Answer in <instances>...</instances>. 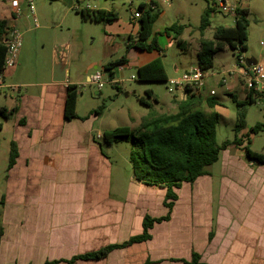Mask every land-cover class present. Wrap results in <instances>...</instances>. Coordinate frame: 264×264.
Returning <instances> with one entry per match:
<instances>
[{"label": "crops", "instance_id": "0c3cea01", "mask_svg": "<svg viewBox=\"0 0 264 264\" xmlns=\"http://www.w3.org/2000/svg\"><path fill=\"white\" fill-rule=\"evenodd\" d=\"M56 1L76 10L93 8L82 5L86 0ZM154 1L152 6L159 12L157 21L166 12L158 8L160 0ZM135 11L136 8L131 9L126 27L115 26L118 19L105 22L100 57L89 58L80 65L79 50L77 54L74 51L78 48L75 38L69 35L61 42L55 39L49 65L45 63L36 70L39 78L21 76L11 87L13 91L5 92L6 101L0 105V115L6 119L0 120V135L8 132L7 145L0 140V264H43L71 259L108 244H121L143 232L146 214L161 217L168 213L164 204L166 188L147 186L135 178L125 189L115 185L110 158L94 134L99 113L91 110L81 115L77 100V117H65L68 86L78 83L72 78L76 77L73 70H80L78 77L84 76L91 84L93 69L107 73L104 66L109 61L125 56V62L114 68L111 78L115 82H110L120 86L125 69L137 70L160 56V44V51L135 46L140 29ZM21 14L32 15L38 30L49 28L47 23H39L25 2L17 12L10 0H0V20H7L11 29L19 30L15 15ZM156 21L147 42L162 34L174 39L173 32L164 33L170 25L156 28ZM95 38L88 34L86 39ZM23 47L24 40L19 60L10 72L26 67ZM124 48L126 53L115 57ZM250 59L264 65V61ZM65 64V81H56V66L60 69ZM211 77L207 71L204 88L195 91L207 106L210 98L219 104ZM242 86L241 98H237L241 101L248 91L244 83ZM212 89L216 94L211 95ZM228 94L236 96L231 91ZM186 97L187 93L181 90L180 96L174 97L177 106ZM218 104L209 106L212 110L207 114L217 111ZM245 126L235 130L233 140L224 142L215 162L218 166L210 165L195 181L182 182L175 189L178 197L170 218L153 224L150 239L115 248L99 260H76L73 264H144L148 260L151 264H191L194 252L208 264H264V163L251 160L246 154L252 136L264 129L257 133L250 129L249 135ZM245 137L250 140L248 144ZM104 144L112 145L105 141ZM13 146L17 155L10 163Z\"/></svg>", "mask_w": 264, "mask_h": 264}, {"label": "rangeland", "instance_id": "374dc122", "mask_svg": "<svg viewBox=\"0 0 264 264\" xmlns=\"http://www.w3.org/2000/svg\"><path fill=\"white\" fill-rule=\"evenodd\" d=\"M145 1L147 0H86L82 5L87 6V4H90L93 8L102 7L115 11L118 15V21H115L114 24L123 28L130 21L131 9L136 8L139 10V4ZM239 1H241V6L249 10L248 47L242 53L246 58L254 57L264 61V0ZM33 2L39 23H47L49 28L38 30L32 15H15L19 21V31L24 40L22 52H24L26 67L24 66L23 69L17 72H10V69H8L6 70L7 75L4 74V71L2 72L0 80L4 82L0 83V105L6 101L5 92L13 91L11 87L16 85L21 76H26L29 79L39 78V73L36 70L42 69L45 63L49 65L51 51L56 43L55 39H60L61 42L62 39L69 35L75 38L78 48H75L74 51L77 54L79 50L80 54L77 58L80 61V65H82V61L85 62L89 58H98L102 54V39L106 30L105 22L84 20L76 9L69 8L63 1L33 0ZM207 4L206 0H160L158 8L161 11L164 10L166 15L159 17L155 27H163L173 23L185 26L180 38L185 41L187 50H184L176 39H167L165 34L157 37V41L163 47L160 57L167 70L168 80L143 81L138 78L135 68H127L124 70V79L119 87L107 83L102 90H98L94 84L86 82L84 76L78 77L81 74L80 70L77 72L73 70V74L76 77L72 75V78L78 80L77 84L80 89L78 99L79 113L83 116L90 113L91 110L93 113H99L94 123V134L96 139L102 143L103 152L110 158L115 185L122 186V189H125V185L134 179L130 161L133 143L131 140L121 139L119 142L107 146L104 144L103 136L98 137V134L102 135L105 130L120 126H128L136 134L144 116L153 112L171 113L178 109L175 103L177 101H175L174 97L176 95L180 96L181 90L169 91V88L174 86L171 79L180 77L184 72L199 66L197 51L199 50L200 32L198 26ZM218 24L234 25V21L232 17L226 16L217 10L211 18V25L206 29L205 36L212 38L214 29ZM88 34L96 37L95 40L86 39ZM58 45L61 47L60 43ZM125 53L126 49L124 48L115 57ZM238 53L240 51L234 50L229 46L218 50L214 57V66L208 70L209 75L212 76V83L217 90V99L219 101L216 110L221 115L217 124V142L220 145L226 140H233L235 137L238 108L233 101L232 95L228 93L231 91L233 95H236V98H241L244 80L239 73L235 72L227 76L226 83L219 84V82L222 77L221 72L232 69L235 66ZM176 67L179 68L177 71ZM92 72H95V69ZM132 74L136 76L134 79H130ZM22 89L23 91L25 90V88ZM148 89H152L151 97L147 95ZM29 90L31 91L32 88ZM142 97L151 103L141 102L140 99ZM198 106L206 114L212 110L209 106L202 103ZM244 110L245 127L248 132L256 123L264 122V106L261 100L257 99L255 103L245 105ZM0 120L5 121L6 119L0 115ZM7 134L8 132H5L0 135L1 142L7 140ZM250 134L251 132H249ZM252 137L250 147L256 151H263L264 131H260ZM248 140L245 137L246 144H248ZM4 145H7V142ZM215 166H218V163H215Z\"/></svg>", "mask_w": 264, "mask_h": 264}, {"label": "trees", "instance_id": "16d2710c", "mask_svg": "<svg viewBox=\"0 0 264 264\" xmlns=\"http://www.w3.org/2000/svg\"><path fill=\"white\" fill-rule=\"evenodd\" d=\"M208 2L206 9L201 15L198 30L199 50L197 51L198 65L201 70L207 72L214 66V57L218 50L231 47L242 53L247 49L248 39V14L246 7L238 8V15L233 26L218 24L213 32V37L205 36L206 29L211 25V18L215 12V0H206ZM212 2V4H211ZM155 1L150 3L141 2L138 9L140 29L135 46L140 49L160 51L159 43L154 36L150 42H147L153 32V25L159 16ZM83 19L94 22H112L118 18L115 11L105 8H79L77 10ZM185 26L173 23L166 27L164 33H174L173 38L177 43L186 49L185 41L180 38ZM11 28L7 20H0V72L4 69L6 56V46L2 38ZM126 57L109 61L105 70L109 72L110 77L114 76V68L123 62ZM138 78L143 81H165L168 80L167 71L162 58L155 59L141 65L137 69ZM119 87L118 84H115ZM187 97L178 103L176 112L150 113L144 116L139 124L138 133H134L128 126H120L103 132L104 141L108 144L119 142L121 139L131 140L133 143L130 152V161L132 164L133 176L147 186H158L166 188L164 199L165 206L169 209L168 213L161 217H153L146 214L143 220V232L132 236L128 241L117 244H108L98 250L79 254L71 259H55L46 261L43 264H59L66 262L73 264L76 260H99L105 258L111 250L129 245L135 242L145 241L151 238L150 229L155 222L168 220L170 212L177 200L176 188L180 187L182 182H193L199 176L207 172V167L218 161L222 148L226 143L220 145L217 142V124L220 121V113L213 111L206 114L200 109H196L201 103L200 97L191 91L186 90ZM80 90L77 84H69L65 106V117L72 119L77 117L76 106ZM151 90H147V95H151ZM141 102L147 103L144 97ZM233 101L238 108V117L235 130H240L246 125L245 105L253 104L256 99L252 91H247L245 100L241 101L233 96ZM148 104V103H147ZM208 104L214 107L218 102L214 98L208 100ZM98 112V110H96ZM264 129V122H258L252 126L251 131L257 133ZM250 140L248 141V143ZM247 157L260 163H264V153L252 150L246 146ZM17 155L15 146L11 149L10 163L14 161ZM200 255L193 253L191 264H208L200 260ZM150 260L144 264H151ZM16 264V263H6Z\"/></svg>", "mask_w": 264, "mask_h": 264}, {"label": "built area", "instance_id": "2783aa9c", "mask_svg": "<svg viewBox=\"0 0 264 264\" xmlns=\"http://www.w3.org/2000/svg\"><path fill=\"white\" fill-rule=\"evenodd\" d=\"M12 6L17 12L21 10V3L25 2L31 14L35 16V6L33 0H10ZM239 0H215L214 7L216 10L221 11L224 15L232 17L235 22L238 15V8L240 7ZM89 7V6H88ZM141 16L140 10L134 12V17L139 18ZM36 19V17H35ZM22 34L16 29L12 28L4 35L2 42L6 46V56L4 62V69H12L18 62V56L22 47ZM239 73L244 80V84L248 91L253 92L254 98L261 100L264 106V65L260 62L256 64H249L247 58L243 53H238L236 57V64L232 69H227L221 72L220 82L226 83L227 76L233 73ZM136 76L132 74L130 79H134ZM207 78V72H204L199 67L193 68L190 71L184 72L180 77L171 79L174 86L169 88L170 92L175 90H182L187 92L190 89L192 92L204 88ZM2 82V81H1ZM112 80L109 73L102 70H96L90 76V83L94 84L98 90H102L103 87ZM211 95L216 94V90L210 91ZM247 96V94H246Z\"/></svg>", "mask_w": 264, "mask_h": 264}, {"label": "water", "instance_id": "95a60500", "mask_svg": "<svg viewBox=\"0 0 264 264\" xmlns=\"http://www.w3.org/2000/svg\"><path fill=\"white\" fill-rule=\"evenodd\" d=\"M59 60H60V64L59 65H61V57H59L58 58ZM247 60H248V63L249 64H256V63H258V61H253V60H251L250 58H247ZM59 65L58 66H56V78H55V80L56 81H65V79H66V76H67V64H65V65H63V67H61L60 69H58L59 68Z\"/></svg>", "mask_w": 264, "mask_h": 264}]
</instances>
